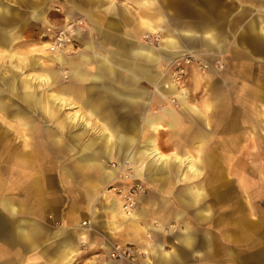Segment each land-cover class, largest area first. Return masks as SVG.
<instances>
[{
	"label": "clouds",
	"instance_id": "obj_1",
	"mask_svg": "<svg viewBox=\"0 0 264 264\" xmlns=\"http://www.w3.org/2000/svg\"><path fill=\"white\" fill-rule=\"evenodd\" d=\"M0 264H264V0H0Z\"/></svg>",
	"mask_w": 264,
	"mask_h": 264
}]
</instances>
